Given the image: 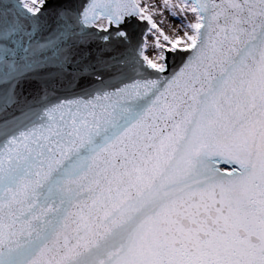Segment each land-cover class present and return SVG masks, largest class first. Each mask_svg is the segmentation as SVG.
<instances>
[{"label":"snow or ice","instance_id":"snow-or-ice-1","mask_svg":"<svg viewBox=\"0 0 264 264\" xmlns=\"http://www.w3.org/2000/svg\"><path fill=\"white\" fill-rule=\"evenodd\" d=\"M0 264H264V0H0Z\"/></svg>","mask_w":264,"mask_h":264},{"label":"water","instance_id":"water-1","mask_svg":"<svg viewBox=\"0 0 264 264\" xmlns=\"http://www.w3.org/2000/svg\"><path fill=\"white\" fill-rule=\"evenodd\" d=\"M177 64L179 63V61L176 62ZM55 73H53L54 75ZM43 83V81H41V83H29L25 85V91L27 94H29L30 96H39L40 95V91H41V84ZM51 87L55 88L57 87L56 83L54 81L51 82ZM48 95H52L53 93L49 92L47 93ZM63 94V93H61Z\"/></svg>","mask_w":264,"mask_h":264},{"label":"rangeland","instance_id":"rangeland-1","mask_svg":"<svg viewBox=\"0 0 264 264\" xmlns=\"http://www.w3.org/2000/svg\"><path fill=\"white\" fill-rule=\"evenodd\" d=\"M177 23H178V21L171 20V24H172V25H175V24H177ZM165 31L167 32V31H169V29H168V28H165ZM150 39L152 40L151 36H150Z\"/></svg>","mask_w":264,"mask_h":264},{"label":"bare ground","instance_id":"bare-ground-1","mask_svg":"<svg viewBox=\"0 0 264 264\" xmlns=\"http://www.w3.org/2000/svg\"><path fill=\"white\" fill-rule=\"evenodd\" d=\"M147 42L149 43V45H151L152 40L150 39V36L147 37ZM149 58H153V56L149 54Z\"/></svg>","mask_w":264,"mask_h":264}]
</instances>
